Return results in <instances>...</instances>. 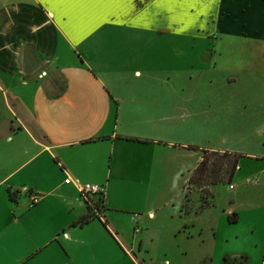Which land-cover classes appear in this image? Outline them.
I'll list each match as a JSON object with an SVG mask.
<instances>
[{
  "label": "crops",
  "instance_id": "1",
  "mask_svg": "<svg viewBox=\"0 0 264 264\" xmlns=\"http://www.w3.org/2000/svg\"><path fill=\"white\" fill-rule=\"evenodd\" d=\"M210 28L263 41L264 0H0V264H142L104 220L110 180L141 187L150 197L147 216L155 205L175 206L176 240L205 234L224 244L220 264L223 256L237 264L241 255L246 264L252 243L264 264V238L259 246L253 237L256 222L264 228V121L252 152L205 150L189 140L194 110L178 101L176 88L179 63L192 69L200 52L211 65L199 68L216 70L221 84L263 80L264 45L244 57L251 49L236 45L195 51L194 37H209ZM222 53L228 55L217 65ZM249 98H237V106L245 108ZM203 152L235 160L218 205L211 187L223 181L186 183ZM65 178L102 188L97 218L74 224L87 210ZM159 195L165 197L157 203ZM238 239L244 247H225Z\"/></svg>",
  "mask_w": 264,
  "mask_h": 264
},
{
  "label": "rangeland",
  "instance_id": "2",
  "mask_svg": "<svg viewBox=\"0 0 264 264\" xmlns=\"http://www.w3.org/2000/svg\"><path fill=\"white\" fill-rule=\"evenodd\" d=\"M209 34L210 36L207 38L200 35L194 37L192 43L195 51L201 46L205 49L206 45L210 49L236 45L251 49V52L245 53L242 51L240 53L244 57L255 56L257 53L252 51H257L258 46L264 45V35L262 37L263 41L257 42L254 37L249 36L248 32L243 34L242 37L236 32V36L233 38L221 35L220 31L210 28L207 35ZM188 43H190V40ZM178 46L182 47L183 43L179 42ZM204 53L200 52L197 56L195 53L197 60L201 63L195 64L192 69H187L181 63H179L177 69L178 101H187L189 108L194 110L192 112V126L190 130L188 129L189 140L205 150L218 146L236 153L252 152L254 148H258L257 144L260 142L256 130L264 121V98L254 100L249 96L264 95V79H257L255 82L240 80L232 85L221 84V75L216 70L207 74L206 70L203 69L206 65H211V60L208 63H202L199 58V55ZM225 55L228 54H220V60L216 57L214 62L217 65L218 62L222 63L223 59L227 57ZM178 57H180L179 53ZM181 59L178 61L180 62ZM155 76L162 78L165 76V72L161 69ZM164 87L166 86L160 88L162 94L165 93ZM232 96L235 98H232ZM237 98L252 100L250 102L245 100L247 106L241 109L237 106ZM207 102L211 103L209 110L204 108ZM212 105H215V107H212ZM222 105L226 108H223ZM203 158L202 164L196 171V174L201 173L203 182L217 179L221 174L224 175L229 169L230 162H232L230 157L214 153L205 154ZM224 177H226V173L221 179ZM110 181L104 191V195H106V211L102 212L104 220L117 229L122 239L130 241L131 249L137 254L138 262L142 264H220L221 257H219V254L224 244L218 241L211 243V240L205 234L204 239L199 241L186 240L184 239L185 234L178 235L177 240L176 237H172L170 231L176 224L175 206L170 207V204L165 206H162L163 204L161 206L155 205L152 209V215L147 216L145 210L148 209L150 197L145 196L143 192H139L141 187H138L137 184L129 186L124 180ZM226 187L224 181L222 184L219 183L211 187L216 197L213 199V203L217 205L220 203L221 197L226 195ZM189 192L192 196L189 199L192 204H195L194 192L191 190ZM201 192H203L202 189ZM164 197L159 195L157 203H160ZM27 204L29 203L27 202ZM215 211H218V209H215ZM204 218L202 215L198 218V225L203 232H206ZM233 226L238 225L231 224L228 228ZM263 232L262 220L256 222L253 237L254 242L259 243V246H262L260 243L262 237L264 238V235L262 236ZM190 235L195 237L193 232ZM138 241L139 251L137 252ZM225 247L230 250H237L244 247V245L238 239L227 242ZM246 247L251 256L248 255L249 259L246 264H263L258 246L255 247L252 246V243H247ZM223 257L226 258V263L229 264V257Z\"/></svg>",
  "mask_w": 264,
  "mask_h": 264
},
{
  "label": "trees",
  "instance_id": "3",
  "mask_svg": "<svg viewBox=\"0 0 264 264\" xmlns=\"http://www.w3.org/2000/svg\"><path fill=\"white\" fill-rule=\"evenodd\" d=\"M264 131V129H263ZM205 152H203V155L201 156V160L198 162V164L195 166V168L193 169V171L191 172V174L189 175V177L187 178V185H195L197 187H201L203 185H207V184H214V183H217V182H221V181H224L227 183L229 177L231 176L233 170H234V167H235V160L233 157H230L232 160V162H230V166H229V169L228 171H226V177L222 178L223 176H225V173L224 175L221 174L219 178L217 179H213V180H210V181H205L203 182L202 181V176H201V173H198L196 174V171L198 170L200 164H202L204 158ZM196 174V175H195ZM202 181V182H201ZM201 191V189H200ZM13 194L14 193H11V194H7V197L10 201L13 200ZM102 195L103 194H97V195H93L92 197H94V200L93 201H90V200H87L89 198V196H82L84 202H85V205H86V214L81 216L80 218H78V220L74 223V224H83L85 223L87 220L89 219H92V218H97L96 214H93V211L94 212H97L98 209L100 208V205L102 203ZM91 197V196H90ZM232 219L230 218H227V221L228 222H231ZM101 225L103 226V222H101ZM245 262V257L244 256H239L238 257V262L237 264H243ZM222 264H226V258L223 257L222 258Z\"/></svg>",
  "mask_w": 264,
  "mask_h": 264
},
{
  "label": "built area",
  "instance_id": "4",
  "mask_svg": "<svg viewBox=\"0 0 264 264\" xmlns=\"http://www.w3.org/2000/svg\"><path fill=\"white\" fill-rule=\"evenodd\" d=\"M64 184H72L75 189L78 191L80 196H93L97 194H102L103 190L100 186L96 185H88V184H79L76 180H70L68 178H65L63 180ZM230 188V186H228ZM30 204H34L36 202V198L29 196Z\"/></svg>",
  "mask_w": 264,
  "mask_h": 264
},
{
  "label": "snow or ice",
  "instance_id": "5",
  "mask_svg": "<svg viewBox=\"0 0 264 264\" xmlns=\"http://www.w3.org/2000/svg\"><path fill=\"white\" fill-rule=\"evenodd\" d=\"M54 2L102 5L109 3L110 0H54Z\"/></svg>",
  "mask_w": 264,
  "mask_h": 264
}]
</instances>
